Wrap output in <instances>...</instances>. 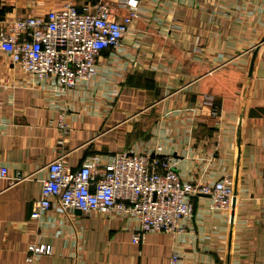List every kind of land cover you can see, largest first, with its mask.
<instances>
[{
	"label": "crops",
	"instance_id": "0c3cea01",
	"mask_svg": "<svg viewBox=\"0 0 264 264\" xmlns=\"http://www.w3.org/2000/svg\"><path fill=\"white\" fill-rule=\"evenodd\" d=\"M70 4L110 17L121 0H0V21L44 16ZM97 73L63 89L35 82L0 51V264H24L29 245L50 255L36 264H264V0H143L116 49L103 50ZM216 115H212L213 111ZM62 115L69 133L57 130ZM162 156L183 182L233 183L229 215L208 196L176 235L131 243L136 222L51 207L32 219L49 163L72 170L98 156ZM20 180L10 184V179Z\"/></svg>",
	"mask_w": 264,
	"mask_h": 264
},
{
	"label": "built area",
	"instance_id": "2783aa9c",
	"mask_svg": "<svg viewBox=\"0 0 264 264\" xmlns=\"http://www.w3.org/2000/svg\"><path fill=\"white\" fill-rule=\"evenodd\" d=\"M142 1L121 0L125 13L116 18L110 17L105 6L90 13L64 4L44 16L0 21V51L31 81L52 78L61 88L72 89L76 82H87L96 75V61L103 50L119 47L138 17ZM216 114L214 110L212 115ZM56 128L62 136L69 133L62 115ZM6 179L7 169L0 166V180ZM40 185V200L31 213L32 219L50 209L51 199L62 211L120 214L136 222L131 234L134 245L143 244L148 234L184 232V221L191 217L193 199L199 195L209 197L210 210L225 215L232 212L234 198L233 183L226 176L212 185L200 179L181 181L176 161L162 156L159 147L153 157L122 153L102 163L98 156H92L75 170L58 157L47 166V176ZM50 252L48 246L31 244L24 264H36L37 257ZM179 262L173 253L170 264Z\"/></svg>",
	"mask_w": 264,
	"mask_h": 264
},
{
	"label": "water",
	"instance_id": "95a60500",
	"mask_svg": "<svg viewBox=\"0 0 264 264\" xmlns=\"http://www.w3.org/2000/svg\"><path fill=\"white\" fill-rule=\"evenodd\" d=\"M234 199V198H233ZM234 203H235V201L234 200H232V209H233V207H234Z\"/></svg>",
	"mask_w": 264,
	"mask_h": 264
}]
</instances>
